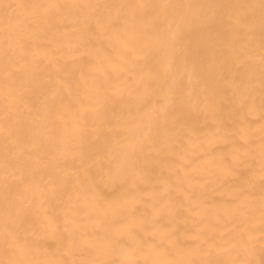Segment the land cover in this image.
Instances as JSON below:
<instances>
[{
	"label": "snow or ice",
	"instance_id": "1",
	"mask_svg": "<svg viewBox=\"0 0 264 264\" xmlns=\"http://www.w3.org/2000/svg\"><path fill=\"white\" fill-rule=\"evenodd\" d=\"M257 13L258 105L250 85V50L226 55L207 77L194 69L189 79L203 81L202 87H188L178 77L168 83L186 33L220 42L231 52L233 37L255 38ZM0 19L5 24L0 59L6 100L0 264H264V0L258 4L0 0ZM32 22L55 29L63 38L43 57L58 74L64 72L47 105L52 130L43 137L39 156L49 192L39 191L33 156L37 144L29 140L32 148L17 147L7 103L23 99L15 81L37 59L33 38L23 34ZM100 36L117 49V62L109 59L111 71L94 64L92 42ZM154 36L171 49L168 70L156 82L137 79L135 68L151 58ZM69 62L78 66V75L65 72ZM253 114L260 122L258 157L255 130L248 121ZM203 143L210 147L221 143L223 150L191 175L185 171V154ZM102 145L107 149L103 155ZM93 171L106 185H128V190L122 197H105ZM161 183L166 190L157 192ZM217 191L222 202L214 209L204 208L207 194ZM88 208L111 227L90 232L81 222L90 215ZM225 223L233 227L218 231ZM257 244L261 259L246 258Z\"/></svg>",
	"mask_w": 264,
	"mask_h": 264
},
{
	"label": "bare ground",
	"instance_id": "2",
	"mask_svg": "<svg viewBox=\"0 0 264 264\" xmlns=\"http://www.w3.org/2000/svg\"><path fill=\"white\" fill-rule=\"evenodd\" d=\"M8 3H88V2H107L117 4L128 3H171V4H183V3H206V2H223V3H259V0H5ZM24 15H29L25 10H21ZM26 23H28L26 21ZM5 24L0 19V45H2L4 36ZM25 36H30L34 40V51L37 59L31 64L27 70H21L15 81L14 87L17 89L18 96H22L23 99H17L15 102L9 100L8 108L13 115L14 130L16 131L18 138V148H32L31 144H27V141L33 140L37 147L33 149L34 166L37 170V183L39 185V191L49 192L51 185H46L44 181L48 179L45 172L44 162L39 159L43 144L41 143L44 136H46L51 130L52 126L47 119V105L51 103L52 93L59 87V76H63L64 72L58 74L57 69L50 65L46 59H43L46 52H50L57 48L62 42L63 38L56 32L55 29L47 30L45 26L38 22H32L27 30L23 33ZM235 39L234 51L226 52L223 44L220 42L209 43L207 38L201 34L195 32L186 33L183 38V51L179 57L176 58L169 70V80L171 83L172 77L182 78L185 85L192 88L202 87L203 81L197 82L195 77L190 81V76L195 69L197 72L202 73L207 77L208 72L216 66L226 55L238 54L251 51V68H250V85L255 89L254 95L257 105L259 104L260 94V79H261V65H260V32H259V20L257 13V28L255 38L233 37ZM91 51L94 56V64L102 66L105 71H111L112 62H117V49L113 41L105 36L97 37L92 42ZM171 54V49L162 38L153 37L152 39V56L150 59L140 62L135 68L137 79H143L145 81L156 82L162 76V74L168 70V62ZM247 58V56H245ZM75 71L79 74L78 66L68 63L65 72ZM4 74L2 71V59H0V161L3 158L4 145H5V132H4V113L6 100L2 88ZM160 94H163V89L160 90ZM67 120H71V114L66 116ZM248 121H251L250 127L255 130L254 133V149L259 154V119L258 114H253L248 117ZM62 123V122H61ZM247 123V121H246ZM224 133L221 132L220 135ZM176 135H181L177 132ZM113 145H109L112 147ZM223 150V145L217 143L211 147L207 143L198 144L197 147L189 149L185 154L183 163L186 165L185 171L191 175H195L197 170L204 167L208 160L213 155L218 154ZM107 151L102 145L101 155ZM43 175V180L41 176ZM183 172L181 173V176ZM93 180L98 185V190L107 198L115 199L122 197L128 190V185H113L105 184L101 181L100 177L93 171ZM176 178L173 177V181ZM157 192H164L166 190L165 184L156 185ZM150 191V189H149ZM39 194V192H38ZM145 199L148 200L149 196L145 195ZM207 203L204 208L219 205L223 197L220 192H209L206 196ZM90 215L81 217V222L85 224L90 232L102 231L105 228L111 227L107 224L105 217L96 212L93 208L86 209ZM0 215H2V198H0ZM199 219V217H196ZM258 222V218H257ZM163 223V221H161ZM233 225L225 223L220 226L218 231H226L232 228ZM4 258L2 252H0V259ZM41 258H44L43 256ZM246 258L259 261L261 259V253L259 245L257 244L254 251Z\"/></svg>",
	"mask_w": 264,
	"mask_h": 264
}]
</instances>
